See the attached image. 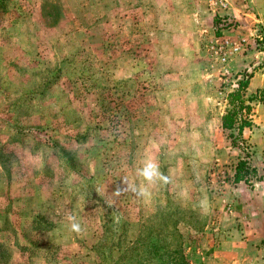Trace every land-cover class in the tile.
I'll list each match as a JSON object with an SVG mask.
<instances>
[{"label": "rangeland", "instance_id": "rangeland-1", "mask_svg": "<svg viewBox=\"0 0 264 264\" xmlns=\"http://www.w3.org/2000/svg\"><path fill=\"white\" fill-rule=\"evenodd\" d=\"M263 24L264 0H0V264H264ZM145 159L171 182L117 196Z\"/></svg>", "mask_w": 264, "mask_h": 264}, {"label": "trees", "instance_id": "trees-1", "mask_svg": "<svg viewBox=\"0 0 264 264\" xmlns=\"http://www.w3.org/2000/svg\"><path fill=\"white\" fill-rule=\"evenodd\" d=\"M221 18L218 15L213 17V25L216 27V34L220 35L218 28L220 25H224V23H219ZM219 27H218V26ZM220 30V29H219ZM252 75H247L246 78L238 79V88L230 91L227 94V99L230 107L225 111V113L221 116V127L225 130H233L235 127L237 128L238 135L241 134L243 127L249 125V121L245 118L242 119L238 117L241 111L249 112V106L244 104L242 100L241 89L245 90L249 84V78ZM264 94V93H263ZM264 98V95L262 96ZM253 97H250L249 100H252ZM240 118V119H239ZM236 134L233 132L229 133V137L231 138V142L233 146H238L235 141ZM68 162V160H67ZM262 179V175L258 172V168L250 162V160L246 157H241L238 159L233 173V182L239 183L243 182L245 184H250L252 180L260 181ZM264 244V239L261 241ZM164 264H189L188 260L183 255H176L171 257L169 261Z\"/></svg>", "mask_w": 264, "mask_h": 264}, {"label": "clouds", "instance_id": "clouds-1", "mask_svg": "<svg viewBox=\"0 0 264 264\" xmlns=\"http://www.w3.org/2000/svg\"><path fill=\"white\" fill-rule=\"evenodd\" d=\"M136 177L141 181L139 185L135 182L129 181L127 177H123V187L118 186L114 193L119 196L124 192H132L137 197L150 199V186H154L157 183L166 185L171 182V178L161 171L159 163L154 159H145L142 162V165L136 168ZM66 219L71 232L81 234L84 231L80 217L77 214H69ZM118 219L119 218L117 217V220Z\"/></svg>", "mask_w": 264, "mask_h": 264}, {"label": "built area", "instance_id": "built-area-1", "mask_svg": "<svg viewBox=\"0 0 264 264\" xmlns=\"http://www.w3.org/2000/svg\"><path fill=\"white\" fill-rule=\"evenodd\" d=\"M258 38H259V40L262 41V43H263V45H264V24L261 25V27H260V29H259V35H258ZM225 42H226V44L228 43L227 40H225ZM237 50H239V47H238V46H234V47H232V49H231L232 52H233V51H237Z\"/></svg>", "mask_w": 264, "mask_h": 264}, {"label": "crops", "instance_id": "crops-1", "mask_svg": "<svg viewBox=\"0 0 264 264\" xmlns=\"http://www.w3.org/2000/svg\"><path fill=\"white\" fill-rule=\"evenodd\" d=\"M218 14H219V15H221V13H218ZM221 20H223V21H224V20H225V18H224V19L222 18Z\"/></svg>", "mask_w": 264, "mask_h": 264}]
</instances>
